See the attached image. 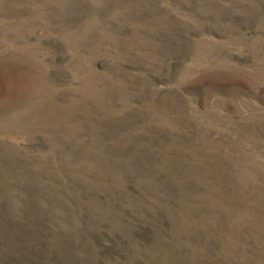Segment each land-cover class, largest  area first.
<instances>
[{"label":"rangeland","instance_id":"374dc122","mask_svg":"<svg viewBox=\"0 0 264 264\" xmlns=\"http://www.w3.org/2000/svg\"><path fill=\"white\" fill-rule=\"evenodd\" d=\"M0 264H264V0H0Z\"/></svg>","mask_w":264,"mask_h":264},{"label":"trees","instance_id":"16d2710c","mask_svg":"<svg viewBox=\"0 0 264 264\" xmlns=\"http://www.w3.org/2000/svg\"><path fill=\"white\" fill-rule=\"evenodd\" d=\"M17 257H18V256H11V258H9V260H10L11 262H7V261H5V260H1V261H3L4 264H18V263H16V261H17ZM0 258H1V256H0ZM19 264H20V263H19Z\"/></svg>","mask_w":264,"mask_h":264}]
</instances>
